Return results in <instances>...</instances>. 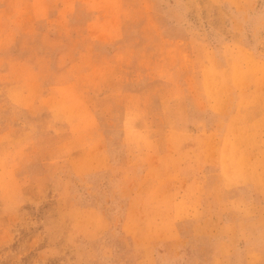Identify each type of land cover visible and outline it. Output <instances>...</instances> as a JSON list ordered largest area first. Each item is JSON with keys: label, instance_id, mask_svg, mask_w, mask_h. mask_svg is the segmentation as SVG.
Wrapping results in <instances>:
<instances>
[{"label": "rangeland", "instance_id": "374dc122", "mask_svg": "<svg viewBox=\"0 0 264 264\" xmlns=\"http://www.w3.org/2000/svg\"><path fill=\"white\" fill-rule=\"evenodd\" d=\"M0 264H264V0H0Z\"/></svg>", "mask_w": 264, "mask_h": 264}]
</instances>
